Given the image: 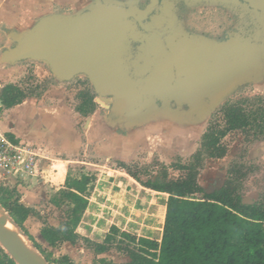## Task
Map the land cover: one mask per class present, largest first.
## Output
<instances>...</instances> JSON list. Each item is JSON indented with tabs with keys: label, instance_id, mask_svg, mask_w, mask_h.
I'll return each mask as SVG.
<instances>
[{
	"label": "rangeland",
	"instance_id": "1",
	"mask_svg": "<svg viewBox=\"0 0 264 264\" xmlns=\"http://www.w3.org/2000/svg\"><path fill=\"white\" fill-rule=\"evenodd\" d=\"M110 1L124 5L135 4L133 2L123 3L124 0ZM93 2L94 0H56V2L54 0H1L0 88L7 83H19L27 73H32L37 81L49 80L54 88H49L38 101L53 109L65 108L68 118L74 122V130L78 139L70 150L71 152L65 155H56L51 150L49 143H46L48 149L46 148V153L42 154L51 160L68 161V164L63 165L65 173L72 177H77L82 171L96 174L95 189L101 180L104 181L98 197H94V189L88 210L77 229L80 235L101 241L108 227L116 224L134 234L159 239L166 196L145 191L126 177L119 175L116 162L125 161L141 166L150 162L155 156L161 163L168 165L177 157L183 160L187 159L198 145L209 117L224 101L241 96L264 95V54L260 53H264V25L257 13L250 10L246 15L245 9L236 5L220 8L211 0H206V2L202 0V2H193L182 10L174 8L173 4L164 1L162 6L155 9L153 18L169 19L168 27L173 33L192 32L194 35L191 36L203 35L208 40L217 43L225 42L227 33L228 39L233 38V43L237 42L239 46L249 50V54H257L258 58L255 62H251L252 67L249 69V73L245 68V61L248 57H244L241 53L234 54L233 60L230 58L223 60L225 63H233L232 69L233 74L236 75V81L232 89L227 94L220 96L212 105L208 103V100H204L205 104L210 107L209 109L205 107L207 114H202V110H196L194 114L177 118L174 116L176 111L174 112L170 105L173 100L169 101V99L171 97L179 99L180 95L174 97L167 94L163 103L157 101L160 103V105L157 104V109L153 112L149 111L148 115L137 119L131 126L125 127V135H122L120 142L122 146L117 151H111L115 138H117L114 135L117 132L109 125L107 110L100 99L96 96L94 99L96 109L86 119L81 118L74 110L77 104L75 95L80 89L77 82L85 80L84 76L65 80L55 76L44 62L24 60L11 63L4 60V53L12 49L18 39L31 33L41 22L51 17L77 16L89 9ZM149 22L150 20L147 21V23ZM136 28L140 30L137 25ZM138 46L137 43L131 45L133 52ZM196 47L207 52L215 50L214 46L205 44ZM216 50H219L217 45ZM243 69L246 72H242ZM208 85L210 87H207V92L204 91V94L207 93V95L214 90L211 83ZM38 104L39 102L36 103V107ZM27 106L28 104L25 103L22 107ZM86 120H90L92 124L89 130L84 128ZM21 140L25 143L27 141L23 137ZM30 142L33 143L32 148H39L34 145V142ZM225 144L229 147L227 160L232 159L240 149L241 137L230 135L225 139ZM22 145L23 148H26L25 144ZM254 152L255 149L250 151L251 157ZM227 160L221 164L209 163L206 165L205 170L199 176V183L205 190L211 191L219 186ZM47 162L50 167L45 169L44 182L51 185L49 180L53 173L50 172L56 165L49 160ZM261 162L264 164V161ZM209 174L216 175L209 177L211 176ZM170 175L174 177L176 173L171 172ZM217 176L220 178L217 179ZM7 178L9 176L0 171V186H14L12 183H7ZM141 180L146 181L147 178L141 177ZM263 183L261 176L249 180L244 198L249 201L256 200ZM36 211L47 218L50 224L58 225L61 211L51 209L47 204H38ZM25 228L35 242L41 244L55 257L68 256L73 264H93L94 256L82 244L76 246L63 244L55 249L49 248L40 236L41 224L36 218L26 220ZM31 246L33 247L32 244ZM33 249L35 248L33 247ZM98 258L112 260L118 264L127 262V259L121 258L114 251L100 255Z\"/></svg>",
	"mask_w": 264,
	"mask_h": 264
},
{
	"label": "trees",
	"instance_id": "2",
	"mask_svg": "<svg viewBox=\"0 0 264 264\" xmlns=\"http://www.w3.org/2000/svg\"><path fill=\"white\" fill-rule=\"evenodd\" d=\"M50 83L37 81L27 73L19 83L3 85L0 112L29 98L40 99ZM77 83L80 89L75 95L74 110L86 119L96 109V94L87 79ZM109 125L125 135V126ZM230 135L241 137L240 149L224 169L222 186L208 194L199 176L207 164L227 160L229 147L225 139ZM6 136L18 142L10 134ZM259 142H264V95L241 96L226 100L214 110L196 150L187 159L177 157L165 165L154 156L141 166L117 161L116 169L139 186L166 195L159 239L134 234L116 224L108 227L101 241L80 235L77 228L97 182V175L89 171L77 177L60 172L55 178L57 186H53L48 203L61 211L57 226H51L34 208L24 206L15 186H0V206L46 264L73 262L68 256L55 257L35 242L24 226L30 216L40 222V236L49 248L82 244L94 256L93 264H118L98 258L111 251L127 259L124 264H264V183L253 203H243L249 180L264 171L260 160H248V152ZM171 172L176 176L172 177ZM103 182H99L94 197L101 193ZM0 264H16L1 247Z\"/></svg>",
	"mask_w": 264,
	"mask_h": 264
},
{
	"label": "water",
	"instance_id": "3",
	"mask_svg": "<svg viewBox=\"0 0 264 264\" xmlns=\"http://www.w3.org/2000/svg\"><path fill=\"white\" fill-rule=\"evenodd\" d=\"M148 2L139 8L132 3L94 0L89 9L77 16L46 19L18 39L16 45L4 53V60L44 62L55 76L65 80L86 77L105 104L108 121L125 127L157 109V101L163 103L167 94L180 95L181 99L182 73H187L190 80L186 81L192 102L189 108L194 111L209 109L205 99L212 105L232 89L236 81L234 65L225 63V58L233 60L237 53L248 57L245 68L249 73L257 54H249V50L233 43V38L217 43L200 36L173 33L168 27L169 20L164 18L155 17L147 23L157 0ZM244 2L257 12L264 25V0ZM133 43L139 44L134 52ZM200 44L214 46L215 50L198 49L196 46ZM210 83L214 90L209 95L204 94ZM179 99L171 97L169 101ZM177 104L179 110L181 103ZM89 124L90 120H86L84 128ZM243 203L251 201L244 198ZM0 215L3 216L0 218V246L12 260L16 264H46L24 245L19 236H25L1 206ZM8 222L17 233L6 228Z\"/></svg>",
	"mask_w": 264,
	"mask_h": 264
},
{
	"label": "crops",
	"instance_id": "4",
	"mask_svg": "<svg viewBox=\"0 0 264 264\" xmlns=\"http://www.w3.org/2000/svg\"><path fill=\"white\" fill-rule=\"evenodd\" d=\"M54 2H56V0H54ZM177 33L188 35L187 33H182V32H177ZM49 88L52 89L54 87L52 86V84H50L48 89ZM38 100L39 99H36V98H29V99H26L22 104L17 105L12 109L0 112L1 118H2L0 121V132L5 135L10 134L11 136L14 137L15 140L18 141L19 144H25V147L35 155V161H36V167H35L36 170L34 171L33 174L31 175L25 174L19 177H9L6 179V181L8 184L12 183L16 187V190L21 196L20 202L24 206L32 207L36 210L38 204H47L49 208L54 209L48 203L49 196L53 192V189H52L53 186H57L54 180L57 176H59L60 172H62V174H65V167L63 164H68L69 162L63 159L51 160V159H48L42 153H46L48 149V147H46L47 146L46 143H49L51 150H53V153H56V155H65L71 152L70 150L75 146L74 143L78 138L74 130L75 124L74 122H72L70 118H68V115H67L68 112L65 108L53 109L51 107L43 105L41 101H38ZM37 102H39L38 107H36ZM25 103H27L28 106L22 107ZM7 114H10V115L7 116ZM91 125L92 124L90 121L88 130L91 129L92 127ZM114 136H116L117 138H115L114 144L111 147V151H117V149L122 146L120 142L123 136L119 135L118 133H115ZM21 137L27 140L26 143L23 140H21ZM29 140L34 142L35 143L34 145L38 146L39 148H32L33 143H31ZM196 148L188 155V157L196 150ZM252 149H255V152L253 156L251 157L250 151ZM251 150L248 152L249 160L264 161V142L256 143L251 148ZM47 160L51 161L52 163H55L56 165L55 168H53V170H51L50 172L51 174L53 173V176L50 177L51 180H49L51 185H47L44 182L45 169H48L50 167L48 166ZM229 161L230 159L227 160V163ZM146 163H149V162H146ZM226 165L227 164H224L225 167ZM117 173H119V175L126 177L127 179L132 181L134 184L138 185L134 180H132L124 172L119 170V172ZM209 175H211L209 177H214L216 174H209ZM224 175H225V172L224 174H222V179L224 178ZM260 176L264 182V171L261 173ZM218 178H220V176H217V179ZM10 180L11 181L14 180V182H11ZM139 187L145 191H149L147 189L142 188L141 186ZM149 192H152V191H149ZM93 193H94V190L89 199L88 207L90 205V201L93 196ZM152 193L158 194L155 192H152ZM163 196H166V195H163ZM88 207H87V210H88ZM87 210L85 211V214ZM28 219L29 220L35 219V217H28L27 220ZM25 223H24V226H25ZM50 225L54 226L52 224Z\"/></svg>",
	"mask_w": 264,
	"mask_h": 264
},
{
	"label": "flooded vegetation",
	"instance_id": "5",
	"mask_svg": "<svg viewBox=\"0 0 264 264\" xmlns=\"http://www.w3.org/2000/svg\"><path fill=\"white\" fill-rule=\"evenodd\" d=\"M164 1L173 4L174 8H179V9H182V10L185 9L186 7H189L191 5V3H193V2H202V0H157V6H156V8H159L160 6H162V4L164 3ZM122 2L123 3L133 2L139 8H143V7H145L149 3L148 0H124ZM203 2H206V0H203ZM211 2H213L215 5H217L220 8H226V7H229V5H236L239 8H242V9L244 8L245 11H246L245 12L246 15H248V13L250 12V10L254 11L253 9H251L249 7L248 4H246L244 2V0H211ZM255 13H257V12H255ZM154 14H155V10L149 16V18H148L147 21L151 20L153 18ZM185 33H187V32L185 31ZM187 34L194 35V33H192V32H188ZM199 36L205 37L203 35H199ZM205 38H207V37H205ZM225 39H226L225 42L229 40L228 37H227V33H226V38ZM221 42H223V41H221ZM180 79H181V85H182V87H181L182 98L179 99V101L173 100L170 103L171 107L174 109V112L176 111L174 113V116L177 117V118L178 117L185 116V115H190V114H194L195 113L194 110H191L189 108L190 103H192V102H191V99H189V96H188L189 91H188V84L186 83V81L189 80V77H188L187 73L180 74ZM177 103H179V104L181 103L180 104L181 105V108L179 110L177 109V106H176V105H178ZM157 104L160 105V103H157ZM206 112H207V110H206ZM224 179H225V175H224V178L222 179V181L219 183V186H217L216 188H213L211 191H207L205 189L204 190L206 191V193L210 194L213 190L219 189L222 186V184L224 182ZM254 201H251V203H253Z\"/></svg>",
	"mask_w": 264,
	"mask_h": 264
},
{
	"label": "built area",
	"instance_id": "6",
	"mask_svg": "<svg viewBox=\"0 0 264 264\" xmlns=\"http://www.w3.org/2000/svg\"><path fill=\"white\" fill-rule=\"evenodd\" d=\"M1 119L0 114V121ZM35 167V155L0 132V171L9 177H19L33 174Z\"/></svg>",
	"mask_w": 264,
	"mask_h": 264
},
{
	"label": "bare ground",
	"instance_id": "7",
	"mask_svg": "<svg viewBox=\"0 0 264 264\" xmlns=\"http://www.w3.org/2000/svg\"><path fill=\"white\" fill-rule=\"evenodd\" d=\"M102 102V101H101ZM103 103V102H102ZM103 105L105 106V104L103 103ZM3 216L0 215V218H2ZM6 228L12 232H16V229L10 224V222H8L6 224ZM17 233V232H16ZM19 238L21 239V241L24 243V245L33 251V253L35 254V256H37L39 258V254L35 251V249L32 248L30 242L26 239V237L23 236H19Z\"/></svg>",
	"mask_w": 264,
	"mask_h": 264
}]
</instances>
